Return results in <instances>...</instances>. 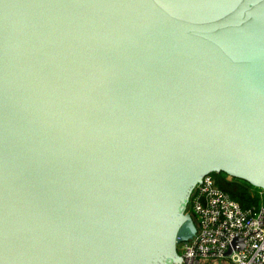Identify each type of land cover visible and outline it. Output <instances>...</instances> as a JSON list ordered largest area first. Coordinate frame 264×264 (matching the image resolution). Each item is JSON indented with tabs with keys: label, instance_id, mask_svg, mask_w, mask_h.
Instances as JSON below:
<instances>
[{
	"label": "water",
	"instance_id": "water-1",
	"mask_svg": "<svg viewBox=\"0 0 264 264\" xmlns=\"http://www.w3.org/2000/svg\"><path fill=\"white\" fill-rule=\"evenodd\" d=\"M220 173L264 190V0H0V264H181Z\"/></svg>",
	"mask_w": 264,
	"mask_h": 264
},
{
	"label": "built area",
	"instance_id": "built-area-1",
	"mask_svg": "<svg viewBox=\"0 0 264 264\" xmlns=\"http://www.w3.org/2000/svg\"><path fill=\"white\" fill-rule=\"evenodd\" d=\"M258 197V206L243 208L212 176L204 177L188 202L196 232L178 245L181 264H207L202 259L264 264V190L258 191ZM234 239H240V244L233 245Z\"/></svg>",
	"mask_w": 264,
	"mask_h": 264
},
{
	"label": "trees",
	"instance_id": "trees-1",
	"mask_svg": "<svg viewBox=\"0 0 264 264\" xmlns=\"http://www.w3.org/2000/svg\"><path fill=\"white\" fill-rule=\"evenodd\" d=\"M214 178L217 186L227 193L234 201L238 202L243 208L259 205L258 191L248 183L230 178L224 173L210 175ZM229 178V180L227 179Z\"/></svg>",
	"mask_w": 264,
	"mask_h": 264
},
{
	"label": "rangeland",
	"instance_id": "rangeland-1",
	"mask_svg": "<svg viewBox=\"0 0 264 264\" xmlns=\"http://www.w3.org/2000/svg\"><path fill=\"white\" fill-rule=\"evenodd\" d=\"M227 179L229 180V178H227ZM187 212H188V211H187ZM189 213H190V212H189ZM178 252H180L179 249H178ZM201 262H202V263L205 262V263H207V264H230L228 260H223V261L220 262V261H218V260H212V259H209V260H203V259H202Z\"/></svg>",
	"mask_w": 264,
	"mask_h": 264
},
{
	"label": "flooded vegetation",
	"instance_id": "flooded-vegetation-1",
	"mask_svg": "<svg viewBox=\"0 0 264 264\" xmlns=\"http://www.w3.org/2000/svg\"><path fill=\"white\" fill-rule=\"evenodd\" d=\"M189 208H188V205H187V211L189 212V210H188Z\"/></svg>",
	"mask_w": 264,
	"mask_h": 264
}]
</instances>
